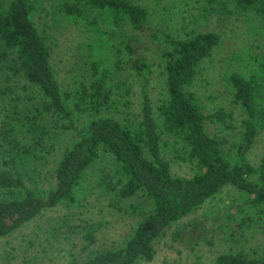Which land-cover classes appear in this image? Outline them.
<instances>
[{"label": "trees", "instance_id": "1", "mask_svg": "<svg viewBox=\"0 0 264 264\" xmlns=\"http://www.w3.org/2000/svg\"><path fill=\"white\" fill-rule=\"evenodd\" d=\"M45 1L0 0V239L61 206L55 232L82 244L70 264H143L167 230L227 187L239 196L222 217L214 213L224 227L213 225L214 234L240 243L254 228L264 232V154L259 164L248 157L264 129V49L238 51V65L225 73L241 119L196 87L223 42L209 23L246 22L263 41L264 0H60L51 7L55 19L92 32L66 85L36 19ZM140 41L154 45L140 51ZM152 73L160 81L155 98ZM71 131L60 147L58 137ZM173 158L193 174L175 173ZM96 191L135 219L110 247H96L102 222L82 215ZM211 264H264V253L230 245Z\"/></svg>", "mask_w": 264, "mask_h": 264}, {"label": "rangeland", "instance_id": "2", "mask_svg": "<svg viewBox=\"0 0 264 264\" xmlns=\"http://www.w3.org/2000/svg\"><path fill=\"white\" fill-rule=\"evenodd\" d=\"M60 0H46L44 3L47 10H42L37 15V22L41 29H44L49 36L52 48L51 62L59 80L63 85L70 81L69 68L75 61L79 48L89 43L91 31L75 23L65 21L59 22L51 13V7L58 4ZM104 16H101L102 26ZM212 20V19H211ZM207 21L203 28H207ZM209 27L222 33L223 42L216 49L212 57L205 62V69L198 77L196 87L207 97L209 103L221 105L225 103L234 109L241 119V112L238 107L230 102L229 92L226 89L225 73L227 69H232L238 62L234 61V54L240 50L253 49L261 52L264 49V40L254 39L249 33L251 25L232 19L227 24L221 25L215 17L209 23ZM147 32V31H146ZM145 32V33H146ZM145 33L139 32L141 38ZM147 40V37L145 38ZM142 43L140 41V51L146 45H154L151 41ZM152 51L148 52L150 56ZM133 86V96L135 108H138L140 100L139 82L130 79ZM159 77L156 73L151 74L150 92L155 98L159 93ZM74 132H68L58 137V145L70 142ZM264 154V129L260 131L252 148L248 152V157L253 164H259ZM174 159V158H173ZM106 162H98L96 166H102ZM174 172L181 175L193 174L190 165L183 164L178 160H173ZM238 190L234 187L223 189L218 196L206 202L198 210L185 217L177 224L173 225L165 235L156 241V255L154 260L143 264H211L214 258L223 250H229L230 245L242 247L250 256H259L264 253V232L260 229H252L246 234L247 238L241 242L225 241L219 237L218 232L212 230L215 225L216 231L221 230L216 227L213 221H218L214 213L222 217L221 208L226 204H231L232 200L239 196ZM109 200L102 193L96 191L92 196L90 204L84 209L82 215L94 221L102 222L103 229L99 235L97 248L110 247L113 243L119 242L131 230L135 221L134 218L126 216L123 212L111 207ZM234 208V206H232ZM65 213L64 207H54L43 210L36 218L28 222L21 229H18L8 236L0 239V264H70L72 254L79 255L82 244L78 238L69 239L64 232L56 233V227ZM215 217V220L213 219ZM64 230L65 228H61ZM180 231V238L175 236V232ZM209 240L213 241L210 243ZM77 242V244H76Z\"/></svg>", "mask_w": 264, "mask_h": 264}]
</instances>
